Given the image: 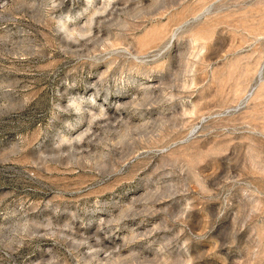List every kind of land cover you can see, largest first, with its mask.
Wrapping results in <instances>:
<instances>
[{"label":"rangeland","instance_id":"rangeland-1","mask_svg":"<svg viewBox=\"0 0 264 264\" xmlns=\"http://www.w3.org/2000/svg\"><path fill=\"white\" fill-rule=\"evenodd\" d=\"M0 264H264V0H0Z\"/></svg>","mask_w":264,"mask_h":264}]
</instances>
